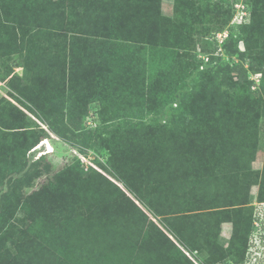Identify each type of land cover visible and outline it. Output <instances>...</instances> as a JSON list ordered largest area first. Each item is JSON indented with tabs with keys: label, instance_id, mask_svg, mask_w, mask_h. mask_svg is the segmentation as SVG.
Listing matches in <instances>:
<instances>
[{
	"label": "trees",
	"instance_id": "obj_1",
	"mask_svg": "<svg viewBox=\"0 0 264 264\" xmlns=\"http://www.w3.org/2000/svg\"><path fill=\"white\" fill-rule=\"evenodd\" d=\"M223 1L226 6L218 5L222 11V26L216 27L218 31L232 17L230 0ZM247 2L250 19L238 29L247 40L248 50L258 48L260 51L257 55L246 56L248 52L240 51L238 39H234L236 32L230 34L225 50L241 58L233 67L236 80L230 75L231 70H198L191 81L185 83L186 75L189 71L192 73L197 65L195 61L186 64V74H180V69L173 64L168 73L162 68L163 63L151 58L152 51L149 59L145 55L143 62L139 59L135 61V54L132 58L130 53L123 52L120 60L123 61L124 71L140 79L143 91L150 94L153 88L161 90L162 95L154 112L162 114L166 124L156 120L136 124L129 119L131 116L122 114L112 117L119 119L117 125L80 131V124L65 125L67 120L68 124L75 120L74 112L65 110L67 112L59 114L40 103L36 88L27 86V83L50 74L52 70L62 74L77 71L82 62L90 60L80 52L82 47L78 43L84 35L81 34L84 23L78 26L71 24L74 23L71 15L61 12L64 8L62 0H43L34 5L28 2L27 9L22 13L18 11L17 4L21 0H0V68H3L0 79L9 77L10 95L17 94L29 101L52 131L67 143H84L97 150L108 146L110 159L115 163V176L149 210L163 215L166 225L182 242L204 252L210 248L209 235L216 230L215 227L219 230L221 220L230 217L227 210H215L222 201L216 200V193L222 192L225 197L229 195L228 191L242 190L243 184L238 188L234 186L239 180L248 183L249 178V185L258 181V175L253 172H248L245 179L232 173L242 166L248 168L255 155L257 142L251 137L259 118L255 116L253 103L257 99L261 101L264 95V74L260 90L250 91L249 71L244 66V61L253 71L264 66V49L259 44L260 38L264 37V0ZM104 8V5L99 8L100 17L96 18H106ZM93 11L89 10L86 17L90 15L93 19ZM66 18L69 26L81 34L75 35V39L68 37L72 30L64 29L61 24L60 20ZM85 20L88 22V19ZM156 23L159 26L158 21ZM157 26L145 32L144 37L153 33L155 37L160 32ZM105 30L111 32L110 28ZM127 33L122 31L121 35L127 36ZM36 38L45 41L46 45L41 48L44 52L39 53L38 60H28V55L35 53L33 48L28 47V42ZM139 38L138 35L128 42L134 40L136 43ZM166 41L164 39V43ZM89 49L97 59L107 54L105 63L113 71L122 69L114 48L91 44ZM129 49L133 52L134 47L129 46ZM14 55L22 61L14 60L16 57L11 59ZM16 67H22L21 74L14 72ZM223 76L228 77L226 84H223ZM221 86H224V93ZM34 123L9 100L0 98V136L13 140L10 144L12 152L14 147H22V157H25L26 151L39 143L44 131L33 130ZM15 138L20 139V143H16ZM87 177L77 166L67 167L57 174L53 187L43 186L31 206L35 215L42 216V221L38 222L33 215L36 223L29 224L25 238L22 241L11 240L13 248L7 252L16 251V255L11 254L13 261L7 259L4 262L7 257L0 253V263L171 264L173 255L181 257L179 248L121 188L111 181L103 186ZM215 185L218 188L215 189ZM259 198H264V191ZM78 203L84 208L83 212H80ZM174 210L182 214L174 218L168 216ZM251 212V208L245 209L233 221L235 226L229 253L234 260L232 264H243L247 234L253 220ZM206 260L215 261L211 257Z\"/></svg>",
	"mask_w": 264,
	"mask_h": 264
},
{
	"label": "rangeland",
	"instance_id": "obj_2",
	"mask_svg": "<svg viewBox=\"0 0 264 264\" xmlns=\"http://www.w3.org/2000/svg\"><path fill=\"white\" fill-rule=\"evenodd\" d=\"M41 1L43 0H21V3H17L19 4L18 11L25 12L28 2L34 5V3L39 4ZM62 1V7L64 8L61 12L66 16L71 15V20L74 22L71 23L73 26L84 23L81 27L83 30L81 34L84 35H81L76 28L70 27L67 18L60 20L61 24H63L64 29L72 30L68 37H74L75 39V35L82 36L78 42L82 47L80 52H83L84 56L89 57L90 60L82 62L83 64L78 67V70L71 73L62 74L52 70L50 74L42 75L36 81L27 83V86H34L40 103H44L53 112H60L59 114L67 112L65 110L74 112L75 120L70 124L67 120L65 125L80 124V131H93L99 126L105 127L108 125V127H111L117 125L119 119H112V117L122 114L131 116L132 118L129 119L136 124H147L155 120L166 124L163 115H156L154 112L162 95L161 90L153 88L151 89L152 93L146 94L143 91L144 86L140 79L135 74H128L124 71L123 61H121L123 52L130 53L132 58L135 54V61L139 59L143 62L145 55L149 59V53L152 51L151 58L154 61L163 63L162 68L168 73L170 72V66L173 64L177 66V69H180L178 71L180 74H186L185 71L188 70L186 64L188 65V62L193 60L197 65L192 73L189 71V74L186 75L185 83L190 82L198 73V70L199 72L205 70L215 71L217 69L231 70L229 73L236 80L233 67L241 61V58L239 55L230 54L225 50V45L229 43L228 40H226V44L220 47L215 38L218 31L216 27L222 26V11L218 5L221 3L226 6L223 0H209L207 4V0ZM10 5L13 7L11 3ZM103 5L105 6L104 13L107 14L106 18L98 19L96 17H100L99 8H103ZM29 7L30 9L33 8L32 6ZM89 10H94L92 12L95 16L92 17L93 19H90V15L86 17ZM128 11L131 12L126 14ZM68 19H70V16ZM85 19H88V22ZM156 21H158L159 26H157ZM229 25L230 21L223 25V29ZM156 26L160 29V32L155 37L154 33L151 36H147V34V37H144L145 32L154 30ZM108 28L111 29V32H105V29ZM122 31H127V36H122ZM230 32V34L236 32L237 36H234V39H238L237 46L240 51L248 52L246 56L251 57L259 54L260 50L258 48L248 50L246 47L247 40L238 28L232 27ZM138 35L140 38L136 39V43H134ZM130 39L134 40L130 43L128 42ZM164 39L167 40L165 43ZM260 39V47L264 49V37ZM69 40L70 38H68V42ZM162 40L163 42L160 43ZM25 42L27 47V41ZM44 43L45 41L39 38L30 40L28 47L33 48L35 53H30L27 59L38 60L39 53L44 52L41 49L43 45H46ZM163 43L164 45H162ZM91 44H102L107 48H114L113 52L119 55V65L121 64L122 69L113 71L105 63L107 58L105 53L101 59L94 58L93 51L89 49ZM129 46L134 47L133 52L129 49ZM11 59L22 61L16 55ZM0 63H2V59H0ZM147 65L149 66V63ZM244 66L249 71L250 91L260 90L264 66L256 71L250 69L247 61H244ZM0 71L2 73L3 68H0ZM14 72L21 74L22 67L17 70L15 68ZM8 78L0 79V98L4 97L9 100L29 119L33 120L35 122L33 130H43L44 135L38 144L26 151L25 157H22L24 152L22 147H14L15 151L12 152L10 144L13 140L8 136H0V253L5 254L7 257L4 262L7 259L13 261L11 254L15 253L16 255L15 250L11 254L7 252L13 248L11 247V240L22 241L25 238V230L30 226L29 224L36 223V220L38 222L42 221V216L35 215L34 207H31L36 193H39L43 186L53 187L58 179L57 174H61L65 168L77 166L85 175L89 176L87 179L103 186L111 181L138 204L149 219L181 251V257L172 256L173 262L171 264L233 263L234 260L229 257V253H231L230 240L235 226L233 221L237 220L243 211L248 208L252 209L251 217L253 218L255 204L264 203V198H259L261 192L264 191V186L262 187L264 175V95L261 101L257 99L253 103L255 116L259 118L256 130L251 137L257 142L255 155L250 160L248 168L242 166L232 171V173L244 179L248 177V172L256 173L258 181L251 185H249V178H247L248 183H246V180L234 181V186L237 188L243 184L242 190L228 191L229 195L225 197L222 196V192L220 194L215 192L216 200H222L219 201L221 203L218 204L215 210H227L230 217L228 220H221L219 230L215 227L216 230L209 235L208 244L211 249L207 248V250L201 252L182 242L166 225L163 215H156L149 210L146 204L139 201L115 176L117 174L115 163L113 164L110 159L111 152L108 146H103L100 150H97L84 143H80V145L67 143L64 138L52 131L49 124L29 101L17 94L15 96L10 95V88L7 85ZM227 78L223 76V84L227 83ZM223 90L224 86H221L222 93H224ZM222 106H225V104H222ZM99 113L106 120H103ZM15 140L16 143L21 141L18 138H15ZM78 140L81 141L80 137H78ZM214 188L218 187L215 185ZM144 193L147 195L145 190ZM78 206L80 212H83L84 208L80 203H78ZM179 214L174 210L168 216L174 218ZM33 215L36 220L32 217ZM254 230H256V226L251 220L250 230L247 234L248 242ZM208 257L215 261L213 263L208 262L206 260ZM0 261H2L1 258Z\"/></svg>",
	"mask_w": 264,
	"mask_h": 264
},
{
	"label": "built area",
	"instance_id": "obj_3",
	"mask_svg": "<svg viewBox=\"0 0 264 264\" xmlns=\"http://www.w3.org/2000/svg\"><path fill=\"white\" fill-rule=\"evenodd\" d=\"M232 17L230 25L217 31L215 38L221 47L230 36L232 27L238 28L250 19V6L247 0H230ZM253 222L256 230L250 236L243 264H264V203H256Z\"/></svg>",
	"mask_w": 264,
	"mask_h": 264
},
{
	"label": "crops",
	"instance_id": "obj_4",
	"mask_svg": "<svg viewBox=\"0 0 264 264\" xmlns=\"http://www.w3.org/2000/svg\"><path fill=\"white\" fill-rule=\"evenodd\" d=\"M17 69H21V67H16V70H17Z\"/></svg>",
	"mask_w": 264,
	"mask_h": 264
}]
</instances>
